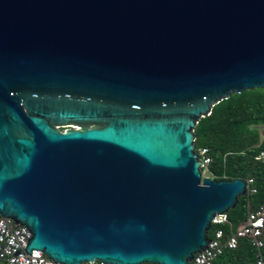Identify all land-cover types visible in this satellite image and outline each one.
Segmentation results:
<instances>
[{
	"label": "water",
	"instance_id": "obj_1",
	"mask_svg": "<svg viewBox=\"0 0 264 264\" xmlns=\"http://www.w3.org/2000/svg\"><path fill=\"white\" fill-rule=\"evenodd\" d=\"M254 88L264 0H0V214L63 264H189L248 191L195 127Z\"/></svg>",
	"mask_w": 264,
	"mask_h": 264
},
{
	"label": "trees",
	"instance_id": "obj_2",
	"mask_svg": "<svg viewBox=\"0 0 264 264\" xmlns=\"http://www.w3.org/2000/svg\"><path fill=\"white\" fill-rule=\"evenodd\" d=\"M264 127V89H247L232 94L213 107L195 127V144L198 150L208 147L213 158L209 166L215 179L254 178L256 193L247 192L230 209V224L221 225L227 232L235 230L252 208L264 205V159L257 157L264 151L261 128ZM219 225L213 224L209 236ZM255 249L248 239H241L234 250H227L219 264H254Z\"/></svg>",
	"mask_w": 264,
	"mask_h": 264
},
{
	"label": "built area",
	"instance_id": "obj_3",
	"mask_svg": "<svg viewBox=\"0 0 264 264\" xmlns=\"http://www.w3.org/2000/svg\"><path fill=\"white\" fill-rule=\"evenodd\" d=\"M261 136L264 139V127L261 128ZM202 161L201 170L204 177L215 179L210 174L209 166L213 158L208 147L197 150ZM264 159V151L257 157ZM249 193H256L252 187L254 178L246 179ZM213 224L219 225L210 237L208 246L196 253L189 264H219L217 260L227 251L237 249L241 239H248L255 249L254 264H264V205L252 208L248 216L235 230L227 232L221 225L230 224L228 213L217 214ZM32 237V232L25 224L17 222L11 217L0 214V264H63L56 262L44 251L33 249L31 254L26 247ZM82 264H107L102 260L86 261ZM142 264H160L146 262Z\"/></svg>",
	"mask_w": 264,
	"mask_h": 264
},
{
	"label": "rangeland",
	"instance_id": "obj_4",
	"mask_svg": "<svg viewBox=\"0 0 264 264\" xmlns=\"http://www.w3.org/2000/svg\"><path fill=\"white\" fill-rule=\"evenodd\" d=\"M59 127L58 128H60L61 130H66L68 127H74V125H72V124H70V125H66V126H60V125H58ZM79 126H76L75 128H78Z\"/></svg>",
	"mask_w": 264,
	"mask_h": 264
}]
</instances>
